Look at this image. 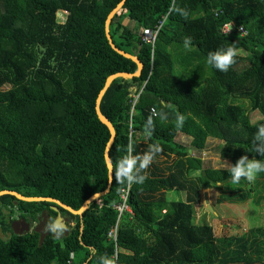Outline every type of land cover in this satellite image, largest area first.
Segmentation results:
<instances>
[{
  "label": "trees",
  "instance_id": "1",
  "mask_svg": "<svg viewBox=\"0 0 264 264\" xmlns=\"http://www.w3.org/2000/svg\"><path fill=\"white\" fill-rule=\"evenodd\" d=\"M122 1L0 0V192L53 198L78 211L107 189L111 133L97 116V99L111 75L138 70L107 38L108 16ZM129 23L143 31L162 27L147 42ZM227 24H233L229 34ZM110 34L144 66L140 77L115 80L101 103L117 134L113 165L125 156L142 158L150 145L161 149L141 170L144 182L131 184L133 214L118 220L115 206L128 184L115 168L110 192L83 218L60 208L66 230L49 227L58 216L54 203L2 196L0 264H101L102 258L111 264H264V226L219 237L205 216L197 218L203 189L214 187L225 202H246L254 192L248 181L233 184L226 169L206 168L192 153H202L212 138L222 142L221 157L231 164L244 155L262 159L253 141L264 124V0H126ZM186 36L192 38L187 49ZM228 46L239 55L227 72L208 65L210 52ZM255 112L261 119L253 123ZM181 134L192 139L190 146L176 142ZM254 182L260 206L264 173ZM174 191L186 200L168 201ZM18 219L31 230L14 232ZM118 221L117 240H110ZM9 230L14 233L4 238Z\"/></svg>",
  "mask_w": 264,
  "mask_h": 264
},
{
  "label": "rangeland",
  "instance_id": "2",
  "mask_svg": "<svg viewBox=\"0 0 264 264\" xmlns=\"http://www.w3.org/2000/svg\"><path fill=\"white\" fill-rule=\"evenodd\" d=\"M128 26L132 30L137 31L140 35L143 33L142 29L138 28L135 23H129ZM260 119L261 116L258 113L255 112L252 114L253 123ZM191 141V138L182 134L176 139L178 144L187 147L191 145ZM221 148V141L210 138L207 142L206 149L202 153H198L196 151L192 153L197 157L202 158L204 167L225 170L226 162L231 164V161L221 157ZM161 159L162 161L166 160L165 157ZM199 174L200 172H196L193 174V176H197ZM254 180L252 182H248L246 185V189L248 191L251 189L254 191L252 192L253 198L247 200L246 202H225L222 200V193L214 187L211 186L207 189H203L200 208H198L199 205L196 206L198 220L201 221L202 217L205 216L204 218L211 223V225L214 227L215 234L219 237L250 235L252 229L264 226V203H262L260 206L256 205V201H258L260 194H256L254 190ZM205 193H208L209 205L211 206V209L207 208L208 205L206 204L207 202ZM168 197L169 201H172L177 197L186 200L185 194L178 191L169 193ZM21 221V219H18L17 223L19 224ZM17 223L13 225L15 226L14 228H16L15 232L24 233L27 231V227H25L23 230H20L19 228L21 227L20 225H16ZM12 232L9 230L8 232H4L2 236L4 238H8L12 235Z\"/></svg>",
  "mask_w": 264,
  "mask_h": 264
},
{
  "label": "clouds",
  "instance_id": "3",
  "mask_svg": "<svg viewBox=\"0 0 264 264\" xmlns=\"http://www.w3.org/2000/svg\"><path fill=\"white\" fill-rule=\"evenodd\" d=\"M179 11H181L182 15L187 16L186 11L182 9ZM191 41L192 38L190 36L184 38V47L186 49L190 47ZM238 55L239 50L235 46L220 48L208 54L207 63L214 69L227 72L229 68L236 63ZM162 118L164 117L162 116ZM183 119V116H178L177 122L182 123ZM151 123V118H149L148 124L151 125ZM253 144V150L257 155L262 157V159H256L255 157L249 159L248 155H244L240 157L235 164H229L225 161V169L229 172L233 184H238L241 178H244L248 182H252L258 174L264 173V124L258 127ZM129 151H131L130 148ZM160 151L159 145H150L149 151L143 154L142 158L139 156H125L119 159L114 165L117 179L120 180L121 183L126 181L129 186H131L132 183L142 184L146 179V175L140 174L141 170L146 169L152 162L155 154ZM49 227L55 230L56 226L50 225ZM101 264H111V261L102 258Z\"/></svg>",
  "mask_w": 264,
  "mask_h": 264
},
{
  "label": "water",
  "instance_id": "4",
  "mask_svg": "<svg viewBox=\"0 0 264 264\" xmlns=\"http://www.w3.org/2000/svg\"><path fill=\"white\" fill-rule=\"evenodd\" d=\"M125 1L126 0H123L110 13V15L108 16V19L106 21V33H107V38L109 40V43H110L111 47L116 52H118L119 54L125 56L126 58H129V59L133 60L138 65V70L134 74L117 73V74L111 75L107 79L106 84H105V87L100 92V94L98 96V99H97V103H96V113H97V116H98L99 120L104 125H106L109 128L110 133H111V139H110V141H109V143H108V145L106 147V150H105V160H106V164H107L108 171H109V185H108L107 189L104 192L97 193V194L93 195L91 198H89L84 203V205L82 206V208L80 210H78V211L72 209L71 207H69L68 205L62 203L61 201L56 200V199H53V198H45V197H25V196L21 195L20 193H18L16 191H10V190H4V191H1L0 192V197L5 196V195H12V196H15L16 198H18L19 200L25 201V202H50V203H54L56 206H53L52 208L58 213V216H57V218H56V220L54 222V225L56 226L55 227V230H57V229H67L68 219L63 216L62 212L60 211V208H63L65 210L69 211L70 213H72L74 215H78L81 218H83L84 213L88 210L90 204L94 203L95 201H99L103 196L107 195L110 192L111 187H112V184H113V180H114V165H113V162H112L111 157H110V152H111V148H112V146H113V144H114V142L116 140L117 134H116V129L113 126V124L102 113V111H101V103H102V100H103L106 92L108 91V89L111 87V85L113 84V82L115 80H117L119 78L133 79L135 77H140L141 74H142L143 68H144L143 63L138 59L137 56L131 55L129 53H126L123 50L118 49L115 46V44H114V42L112 40L111 34H110V25H111V22H112L113 18L116 15H119L122 12V10L124 8V5H125ZM205 197H206V202H207V205H208L207 208L208 209H211V206L209 205L208 193H205Z\"/></svg>",
  "mask_w": 264,
  "mask_h": 264
},
{
  "label": "built area",
  "instance_id": "5",
  "mask_svg": "<svg viewBox=\"0 0 264 264\" xmlns=\"http://www.w3.org/2000/svg\"><path fill=\"white\" fill-rule=\"evenodd\" d=\"M161 27H162V24L159 25L158 28L155 31H150V30H144L143 31V29H142L143 33L141 35L144 36V40L145 41L154 42L156 40V37L159 34V31H160ZM232 29H233V24H227L223 28L224 33H227V34L231 33ZM239 31L244 34V31H243L242 28L239 29ZM139 96L140 95H138V96H136L134 98L132 111H134V109H135V106H136V104L138 102ZM151 112L154 114V116H157L156 109L152 108ZM130 126H131V128H130L129 136H130V138L132 140L133 135L135 133V131H134L133 127H132V121H130ZM130 187L131 186L128 185L127 188L123 189L122 196H121V202L118 205L115 206V208L118 211V215H119L118 220L119 221L122 219L123 216H125L127 214H133L132 208L129 205L130 189H131ZM119 221H118L117 225L108 234L110 240H114V241L117 240V235H118V231H119Z\"/></svg>",
  "mask_w": 264,
  "mask_h": 264
},
{
  "label": "crops",
  "instance_id": "6",
  "mask_svg": "<svg viewBox=\"0 0 264 264\" xmlns=\"http://www.w3.org/2000/svg\"><path fill=\"white\" fill-rule=\"evenodd\" d=\"M135 26V25H134ZM182 135H184V134H182ZM180 136V135H179ZM187 136V135H186ZM187 137H189V136H187ZM190 138V137H189ZM171 193V192H170ZM169 194V193H168ZM168 194H167V196H166V199L169 201V197H168ZM171 201V200H170ZM207 204V203H206ZM198 208H200V204H199V207ZM166 212V210H164L163 211V213H165ZM66 218V217H65ZM56 220V219H55ZM15 223H17V222H15ZM14 223V224H15ZM20 223H22V224H26L23 220L20 222ZM19 223V224H20ZM67 224H68V222H67ZM16 225H18V223L16 224ZM27 225V231H30L31 230V226L30 225H28V224H26ZM14 227V226H13ZM58 230V229H57ZM57 230H54V231H57ZM64 230H66V229H64ZM13 231L15 232V229H13Z\"/></svg>",
  "mask_w": 264,
  "mask_h": 264
},
{
  "label": "flooded vegetation",
  "instance_id": "7",
  "mask_svg": "<svg viewBox=\"0 0 264 264\" xmlns=\"http://www.w3.org/2000/svg\"><path fill=\"white\" fill-rule=\"evenodd\" d=\"M18 225H20V227H21V228H19L20 230H21V229L23 230L25 227H27L26 224H22V223H20V224H18ZM14 227H15V226H14ZM14 227H13V228H14ZM14 229L16 230V228H14Z\"/></svg>",
  "mask_w": 264,
  "mask_h": 264
}]
</instances>
